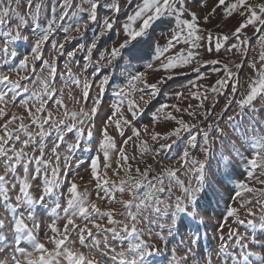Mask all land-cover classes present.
I'll return each mask as SVG.
<instances>
[{
	"label": "snow or ice",
	"instance_id": "snow-or-ice-1",
	"mask_svg": "<svg viewBox=\"0 0 264 264\" xmlns=\"http://www.w3.org/2000/svg\"><path fill=\"white\" fill-rule=\"evenodd\" d=\"M128 8L131 11L125 10ZM102 9L106 10V14L90 43L76 51L67 52L69 58L75 57L77 52L86 53L80 69L83 75L74 74L71 67L65 66L66 80L81 88L79 98L69 95L68 99L74 105L69 108L64 102V89H57L54 83L57 75L56 62L64 55L66 43L77 36H83L91 25L97 23ZM217 9H220L219 15L224 20L239 18L231 35L221 30L219 25H216V32L201 27V20L203 24L209 23L217 14ZM42 13L50 15V19L44 31L31 45V56H24L9 72H0V82L7 86V91L0 92V254L7 255L9 247L12 249V255L7 260L0 259V264H103L104 260L111 264H154L153 258L162 249L149 243L144 236L159 235V239L163 241V230L167 227L171 233L179 217L196 221L199 215L196 210L198 193L202 191L204 182L205 161L194 158L189 149L199 147L201 152L207 154L210 150V133L218 126L212 122L211 111H205L202 119L197 120L200 116L198 111L181 109L177 104L160 103L151 113L153 123L163 114L162 118L174 121L176 127L163 136L154 130L149 131L147 125L136 128L133 121L143 109L130 98L132 93L139 91L148 95L149 100L144 101L148 104L151 98L160 94L158 85L164 82L165 77H161L156 83H148L147 74L139 70L133 71L134 66L129 61L128 87L117 92L119 103L113 106L112 114L108 117V123L114 125L122 138V144L117 145L115 137L105 126L101 129L102 139L97 155L91 157L90 163L96 198L117 203L123 211H117L113 207L102 210L90 198L86 188L80 190L77 183L68 182L66 171L70 167L69 157L72 153L77 150H90L82 149L81 146L93 136L95 125L92 121L101 105L98 97L93 100L91 108L87 107L91 86L101 73L113 66L117 58L123 59L122 53L129 50L130 45L132 48L137 45L146 48L142 56H133V59L148 57L158 62L160 69L166 73L175 72L185 66L191 67L194 63L199 65L201 61L205 65L221 64L219 59L203 60L202 52H219L225 48L224 42L230 39H234L236 43L226 50L246 57L249 52V37L244 34V30L251 26L256 31H264V0H216L208 15L203 17L188 10L187 0H127L124 9L120 0H79V3H74L73 0H55L50 8L46 7L45 0H0V58L6 60L8 57H17L13 46L18 41L28 39L23 32L30 20L35 21V26L39 27ZM69 13L73 20L68 27L63 28V41L52 43L50 58L44 59V45L56 31L57 20L63 24ZM121 16H124L122 23ZM118 24L124 33V40L101 52L99 60L93 62L89 77L88 62L97 49L98 41L106 33L112 32ZM158 27L162 29L161 35L167 33L163 45L153 40V33ZM72 33H76V36ZM261 43L264 44V40ZM258 59L259 63L253 60L250 64L254 71L247 77L239 99H236L241 92L237 75L243 67V60L231 65L224 63L225 75L214 85L205 87L189 80L188 84L195 91L190 90L188 97L181 92L175 95L177 98L195 99L199 102L196 107L203 108L205 101L209 99L208 92L211 91L227 98L224 109L235 103L242 116L246 109L255 111L256 102L264 103V50L260 52ZM37 61L41 63V78L37 81L41 87L33 90L28 100L20 101L26 116L6 111L9 97L15 101L21 90L29 92L22 81L28 80L29 74L35 75ZM147 67L152 68V63H148ZM193 70L200 78L199 69ZM21 72L25 74L22 75ZM166 78L170 80L172 75L169 74ZM109 82V75H103L99 79L101 93ZM137 84H142L143 87L138 88ZM226 88L230 91H223ZM140 98L144 100V95ZM50 100H54L57 105L55 112L47 108ZM30 101L33 103L30 104ZM125 101L127 111L132 116L131 120L121 111ZM183 111H188V115L196 122H186L182 115H178ZM125 129H130L131 135L126 136ZM73 132L74 142L65 144L66 133ZM54 133L55 139L49 146L46 140ZM182 133L187 134V147L183 149L176 164L161 167L157 171V166L164 159L161 153L170 150ZM198 137L202 143L198 141ZM133 138L139 141L138 147L142 155L152 152V163L142 160L137 161L135 166L130 163L135 157L127 155L125 146ZM148 139L160 141L156 150L150 149ZM246 143L247 158L244 162L248 166L247 179L239 181L230 193V202L226 205L223 217L225 223L220 225L217 256L224 257L222 264H229V261L231 264H264V241L259 244L261 251L253 250L257 244V230L264 236V215L257 222L253 209L247 207L252 201L245 199L246 193L259 192L264 195V134L254 135ZM62 147L66 148L63 157L59 151ZM113 156H116L115 169H112L111 164ZM222 160L224 175L228 177L231 175L228 169L232 159L229 156ZM141 163H144L143 168L139 166ZM101 166L103 172L100 170ZM109 170L113 171L117 179L107 177ZM250 181L261 187H253ZM117 193L120 194V199H117ZM125 194L128 199L123 198ZM49 199L54 206H51L53 216L49 217L50 222L43 226L47 229L44 232L47 238L45 242L39 236L42 222L37 220V215L41 209L48 210ZM231 201H235L238 206H234ZM256 203L261 202L257 200ZM241 208H245L247 215L252 218L241 219ZM261 212L264 213V203H261ZM229 218L237 224L246 225L251 234L242 235L229 226L225 236L223 230ZM78 219L84 223H77ZM61 220L62 227L57 223ZM162 220L166 223L162 224ZM152 226L161 231L153 233ZM100 236H103V241L98 238ZM115 241L120 242L119 251L113 246L112 242ZM101 245L103 250L97 251L101 249ZM85 248L87 252L84 251ZM251 257L256 260L252 261ZM193 259L191 247L179 257L174 250L171 264H190ZM204 264H213L212 258L208 257Z\"/></svg>",
	"mask_w": 264,
	"mask_h": 264
},
{
	"label": "rangeland",
	"instance_id": "rangeland-1",
	"mask_svg": "<svg viewBox=\"0 0 264 264\" xmlns=\"http://www.w3.org/2000/svg\"><path fill=\"white\" fill-rule=\"evenodd\" d=\"M73 2L79 3V0H73ZM126 2L127 0H120L122 9H124ZM53 3H55V0H45L46 7L50 8ZM215 3L216 0H187V8L189 11H194L199 16L203 17L204 15H208ZM125 10L131 11L130 8ZM219 13L220 9H217V14L212 17L207 24H203L201 20V27L211 29L213 32H216V25H219L221 30L231 35V32L234 31V28L237 26V20L239 18L235 17L224 20L220 17ZM105 14L106 10H100L96 24L91 25L83 36H77L76 39L66 43L64 55L60 56L56 62L57 75L54 83L57 89H64V102L69 108L74 107L72 101L68 99L69 95L79 98L81 88L72 85L70 81L66 80L64 75L66 71L65 66L67 65L71 67L74 74L83 75L80 69L84 63L82 58L86 53L77 52L75 57L69 58L67 56V52L76 51L81 46H86L88 43H90V41L97 34L101 19ZM48 19H50V15L42 13L39 20V27L35 26V21H29L27 29L23 32V34L27 36L28 39L18 41L13 46L17 52L16 58L8 57L6 60L0 58V72H9L10 69H14L19 64V60L24 56H31V45L39 37L40 33L44 31V27ZM72 20L73 17L71 13H69L66 21H64L63 24L57 20L56 31L52 33L50 41L44 45V59L50 58L49 53L52 43L63 41V28L68 27ZM120 21L121 23L124 21V16L120 17ZM161 31L162 29L159 27L155 30L153 33V40L158 41L161 45H163L166 42L167 33L165 32L164 35H161ZM244 34L249 37V52L246 57H242L240 53L226 50V48H230L231 44L236 43L234 39H230L228 42H224L225 48H222L219 52L213 51L210 54L202 52L203 60L219 59L222 62L221 64L215 66L205 65L201 61L199 65L194 63L191 67L185 66L178 68L172 73H166L160 69L158 62L150 60L148 57H144L143 59H133V56H142L146 51V48L140 45L132 48L130 45L129 50L123 51V59L117 58V60L114 61L113 66L107 68L103 73H101L96 79V82L91 86L90 95L87 100V107L91 108L93 100L98 97L101 99V105L99 106L98 111L92 121V123L95 125L93 136L81 146L82 149L90 150H77L76 152L72 153L69 157L70 167L66 171L68 182L77 183L80 187V190H84L86 188L90 194V198L94 200L102 210H105L108 207H113L117 211H123L122 207L117 203H110L108 201L98 200L96 198L95 183L91 176L90 163L91 157L97 155L99 142L102 139L101 129L105 126L108 127L109 133L115 137L117 145L119 146L122 144V138L115 129L114 125L108 123V117L112 114L113 106L119 103L120 98L117 96V92L122 88L126 89L128 87L129 61H131L132 65L134 66L132 69L133 71L139 70L147 74L148 83H156L161 77H165L164 82L158 85L161 89L160 94L154 98H151V101L148 104H145L144 102L145 100H149L148 95L139 91L132 93L130 98L134 99L135 102L143 109V111L138 113L136 119L133 121V125L136 128H142L143 125H147L149 131L154 130L163 136L176 127L174 121L164 120L162 118L163 114H161L160 119L153 123L151 113L159 106L160 103H166L168 105L177 104L181 109H188V111H198L200 116L196 118L197 120L202 119L205 111H211L212 122L218 126L212 133H210L208 144L210 150L207 154L201 152L199 147L189 149L194 158L205 161L204 182L202 185V191L198 193V206L196 210L199 215L196 217V221L193 222L188 217H179L176 224L172 227L171 233H169L167 227L163 230V235L165 237L163 241L159 239V235L144 236V239H146L149 243L156 244L162 249L161 253L153 258L154 264H171V261L173 260V251L175 250L176 256L179 257L185 254V250L188 247H191L194 256V259L190 262V264H204V261L208 257L212 258L213 264H222L223 262L224 257L217 256L220 244L219 236L221 234L220 225L225 223L223 217L226 213V205L230 202V193L236 187V184L239 181L247 179L246 172L248 170V166L244 162V160L247 158V152L245 149L248 148L246 140L253 137L254 135L264 134V103L259 101L256 102L255 111L246 109L244 115L242 116L239 114V110L235 103H233L227 109H224L227 98L223 95L211 93V91L208 92L209 99L205 101L203 108L196 107L199 103L197 100L192 98L184 99L183 97L177 98L175 94L177 92H181L185 97H188L190 95V90L195 91V89L188 84L189 80L195 81L197 84L203 85L205 87L214 85L218 79L225 75L223 70L224 63L231 65L234 63H240L243 60V67L241 70H239L237 75V79L240 81L241 92L237 94L236 99H239L240 95L243 93V86L246 83L247 77L254 71L250 68V64L253 62V60H256V62L259 63V54L262 50H264V44L261 43V41L264 40V31H256L251 26H249L244 30ZM72 35L76 36V33H72ZM124 38V33L121 31L120 25L118 24L112 32L106 33L105 36L98 41L97 49L94 50L92 58L88 62L89 77L93 67V62L99 60L101 52H103L105 48H110L114 44H119L124 40ZM148 63H152L153 67L148 68ZM194 68L199 69L200 78H198L197 72L193 70ZM214 68L216 69L215 71L213 70ZM21 74L23 75L25 73L21 72ZM169 74L172 75V79L170 80L166 78ZM44 75H47L46 71L44 72ZM103 75H109L110 82L105 86L104 92L101 93L99 79L102 78ZM13 78H15L14 74ZM40 78L41 63L37 61L35 75L29 74V79L22 81V84H24V86L29 89V92L25 93L21 90L15 101H12L9 97L6 111L15 112L18 115L26 116L25 108L20 103V101L28 100L33 90L40 89L41 86L37 82ZM231 82L234 83L235 81ZM137 87H143V85L137 84ZM203 90L204 89L202 88L201 91ZM5 91H7V86L0 82V92ZM223 91L229 92L230 89L226 88ZM141 95H144V100H141ZM32 103L33 102L30 101V104ZM189 105H192L193 107L188 108ZM47 108L55 112L57 110L55 101L50 100L48 102ZM169 110L174 111L172 109ZM121 111L128 119H132L131 114L127 111L126 101L121 107ZM188 111H183L178 115H182L186 122H196L191 116L188 115ZM33 131H35V128H33ZM125 135H131V130L125 129ZM74 137L75 132L71 134L66 133L65 144L73 143ZM54 139L55 133L51 138L46 140V143L50 146ZM187 139V134L182 133L179 138H176V143L173 144L170 150H165L161 153V156H163L164 159L163 163L157 166V171H159L161 167L176 164V161L182 154L183 149L187 147ZM198 141L202 143V140H200L199 137ZM166 142L171 143V141ZM159 143L160 141H152L151 139H148L149 147L152 150H156L159 146ZM138 144L139 141L133 138V141H130L129 144L125 146L127 155L130 157H135V159L130 160V163H132L133 166L136 165L137 161L141 160L145 163H152V152L150 151L149 153L142 155ZM242 145L243 147H241ZM17 147H19V145H17ZM59 151L63 157L66 152V148L62 147L59 149ZM100 155L102 160V153ZM229 156L232 159V164L228 169L231 175L226 177L224 175L225 169L222 158H227ZM115 160L116 156H113L111 161L112 169L116 168ZM139 166L143 168L144 163H141ZM100 170L101 172L104 171L102 166ZM0 174H2V169H0ZM122 174L123 173H121V175ZM258 174L259 173L257 172V175ZM107 177L110 179H117V177L113 175L112 170L108 171ZM183 178V174H181V179ZM250 183L257 189L261 187L252 181H250ZM66 194L67 193L65 190V195ZM101 195H103L102 191ZM116 195L117 199H120V194L117 193ZM123 198L128 199L129 197L127 194H125ZM245 199L252 201V203L247 205V207H251L253 209L256 220L259 222L261 216L264 215V213L261 212V203H264V195H261L259 192L246 193ZM257 200H259L261 203H256ZM231 203H233L234 206H238L236 205L235 201H231ZM51 206H54L53 201L49 199L47 202L48 210L45 211L41 209L37 215V220L42 222V230L39 233V236L42 240H45V242L47 238L44 236V232L47 231V229L43 226L49 223V217L53 216V213L51 212ZM62 215L63 213L61 212V216ZM240 218L247 220L251 219L252 217L247 215L245 208H241ZM117 219H122V217H117ZM98 222L103 223L104 221ZM57 223L58 226L62 227V220L58 221ZM77 223L84 222L78 219ZM161 223L165 224L166 221L162 220ZM229 226L232 227L233 230L239 231L242 235L245 233L251 234V230L248 229L246 225L237 224L232 218H229L223 230L225 236L227 235V228ZM93 231L95 232L94 229ZM152 231L153 233H159L161 229L152 226ZM98 238L103 241V236ZM109 240L111 241L110 236ZM190 240L192 241L191 243ZM261 241H264V236H261L259 234V230H257V244L253 247V250L261 251L259 246ZM112 243L113 246L119 251L120 242L115 241ZM102 250L103 246L101 245V249H98L97 251ZM84 251L87 252V249L85 248ZM11 255L12 249L9 247L7 255L0 254V259L7 260ZM109 255H111V253H109ZM250 259L252 261L256 260L255 257H251ZM103 264H111V262L104 260ZM229 264H231V261H229Z\"/></svg>",
	"mask_w": 264,
	"mask_h": 264
}]
</instances>
